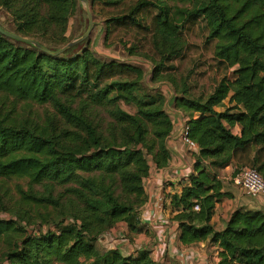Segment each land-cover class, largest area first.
<instances>
[{
    "label": "trees",
    "instance_id": "trees-1",
    "mask_svg": "<svg viewBox=\"0 0 264 264\" xmlns=\"http://www.w3.org/2000/svg\"><path fill=\"white\" fill-rule=\"evenodd\" d=\"M0 5L12 13L15 35L58 42L77 1ZM91 6L105 15L108 36H138L154 63L152 81H169L178 93L174 108L197 147L189 150L192 175L170 197L180 244L210 239L218 264H264V212L237 209L221 231L211 224L227 196L221 170L231 167L233 179L252 168L264 179V0H92ZM194 25L213 47L215 75L224 71L206 97L191 94L188 77L168 74L184 57L182 38ZM14 42L27 43L0 33V93L16 102L0 101V242L6 245L0 264H158L145 248L126 256L97 244L119 224L140 232L150 163L164 169L170 162L173 123L165 96L137 97L144 76L139 67L100 60L89 50L52 57ZM21 101L50 104L55 113L22 116ZM100 112L110 119L106 128ZM8 180L27 184L12 206L5 202Z\"/></svg>",
    "mask_w": 264,
    "mask_h": 264
},
{
    "label": "rangeland",
    "instance_id": "rangeland-1",
    "mask_svg": "<svg viewBox=\"0 0 264 264\" xmlns=\"http://www.w3.org/2000/svg\"><path fill=\"white\" fill-rule=\"evenodd\" d=\"M85 1V4L80 3V5H77L76 11L68 19L65 40L54 42L48 38L26 37V39L39 42L49 50H59L86 33L89 27L88 12H90L93 20V30L88 39L79 45L68 49L65 53L59 56L60 58H74L80 56L84 51L89 50L100 60L106 62L114 61L119 64L138 66L141 68L144 72V76L141 81L140 90L136 94L137 97L145 99V97L148 98V96L157 94V92H162L165 96L166 102L169 98L168 89L172 91L173 95H177L176 88L169 81H152V71L155 68L154 63L145 57L146 54H149L148 49L147 47H141L142 44L139 43L140 38L133 33H125L124 31H118L108 36L106 34L105 15L103 16L97 13L96 9H93L91 6L92 0ZM0 24H2L8 31L15 33L12 13L2 5H0ZM204 38V34L199 25H194L188 32H185L182 38L185 45L184 57L173 63V66L177 70L173 72L171 71L168 74H173L179 81L188 77L187 84L190 88L191 94L194 96L202 95L206 97L213 90L218 79L224 74V71H222L220 75H215V71L212 69V66H214L212 60L213 47L206 46ZM15 44L31 49L26 45ZM131 48H134L133 55L130 54ZM4 98L7 104H10L11 102L14 104L16 103L12 98H7V96L4 97L0 93V101H4ZM225 103L227 104V101ZM77 106L78 101H76L73 107L76 108ZM16 107L18 113L22 116H29L32 119L33 117H41L44 119L46 114L55 113L50 104L40 106L31 102L21 101ZM121 107L127 112L134 113V110L128 106L122 105ZM99 114L100 118L104 120L103 127L106 128L107 124L109 125L110 119L104 112H100ZM219 174L221 176L228 175V173L223 172H220ZM227 181L230 182V179ZM1 183L2 182L0 181V185ZM3 183L8 188V191H6L7 196L5 202H7L9 206H12L14 201L18 199V192L20 189L23 188L24 190H27L26 182L21 180H8L3 181ZM35 190L41 191L39 186H35ZM18 226H24V224H18ZM119 227L121 229L125 228L124 225H120ZM3 245L5 244L0 242V251L3 250ZM100 246L102 245L100 244ZM152 249H154V247ZM150 252L153 253L152 250Z\"/></svg>",
    "mask_w": 264,
    "mask_h": 264
},
{
    "label": "crops",
    "instance_id": "crops-1",
    "mask_svg": "<svg viewBox=\"0 0 264 264\" xmlns=\"http://www.w3.org/2000/svg\"><path fill=\"white\" fill-rule=\"evenodd\" d=\"M233 133L238 135L239 128H234ZM168 150L169 165L164 169H157L150 163L149 175L144 180L147 201L139 212L140 232L131 233L126 224H119L103 236L97 246L105 250L117 249L126 256H135V252L141 248L152 250L150 257L160 260L159 264H218L219 249L210 239L190 246H183L178 240V226L172 221L174 209L170 197L181 192L193 173L194 160L187 146L177 139L168 141ZM221 172L228 173L226 176H220L226 184L222 192L227 196L222 198L214 210L211 224L216 231L224 228V222L237 209L264 212V196L252 198L245 195L240 187L232 182L234 178L231 177V167ZM229 179L230 182L227 181ZM120 225L125 228L121 229ZM160 254L163 256L158 259Z\"/></svg>",
    "mask_w": 264,
    "mask_h": 264
},
{
    "label": "water",
    "instance_id": "water-1",
    "mask_svg": "<svg viewBox=\"0 0 264 264\" xmlns=\"http://www.w3.org/2000/svg\"><path fill=\"white\" fill-rule=\"evenodd\" d=\"M76 1H77V5H80V3H84V4L86 3L85 0H76ZM88 19H89V27H88V30L86 31V33L83 36H81L80 38H78L77 40L69 43L65 47H63L59 50H56V51L49 50L48 48L41 45L39 42L31 41V40H28L26 38L19 37V36L15 35L13 32L8 31L5 27H3L2 24H0V25L6 31H4L0 28V33H2L4 36H7L13 40L22 41L21 43L27 42L28 44H31L32 46H34L36 49H38L43 54H46V55L52 56V57H57V56H60L61 54L65 53L68 49H71V48L79 45L80 43H82L83 41L88 39L89 35L91 34V32L93 30V20H92L90 12H88ZM27 43L25 45H27ZM136 67H138V66H136ZM168 93H169V98L165 102L164 110H165L166 114L170 117V119L173 123V132H172L170 138L168 139V141L172 140V139H177V140L181 141V135L184 131L186 123L184 121V116L180 112L176 111L174 108L173 101H174L175 95H173V93L170 89H168ZM168 141H167V147H168Z\"/></svg>",
    "mask_w": 264,
    "mask_h": 264
},
{
    "label": "built area",
    "instance_id": "built-area-1",
    "mask_svg": "<svg viewBox=\"0 0 264 264\" xmlns=\"http://www.w3.org/2000/svg\"><path fill=\"white\" fill-rule=\"evenodd\" d=\"M186 123V119L184 118ZM181 141L187 146L190 151H196L197 147L194 142L188 138V128L185 125L184 131L181 135ZM236 186H239L242 192L252 198H258L264 196V179L263 177L252 168H244L233 180ZM194 211H198V206H194ZM162 254L159 255L158 259L162 258ZM160 260H157L159 264ZM189 264V263H185ZM191 264V263H190Z\"/></svg>",
    "mask_w": 264,
    "mask_h": 264
}]
</instances>
